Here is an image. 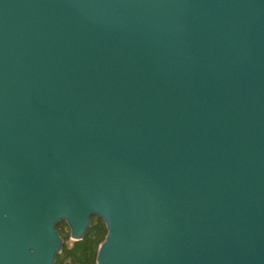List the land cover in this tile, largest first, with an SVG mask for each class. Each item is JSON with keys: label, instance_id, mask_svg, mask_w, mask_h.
I'll use <instances>...</instances> for the list:
<instances>
[{"label": "water", "instance_id": "water-1", "mask_svg": "<svg viewBox=\"0 0 264 264\" xmlns=\"http://www.w3.org/2000/svg\"><path fill=\"white\" fill-rule=\"evenodd\" d=\"M264 264V0H0V264Z\"/></svg>", "mask_w": 264, "mask_h": 264}, {"label": "trees", "instance_id": "trees-1", "mask_svg": "<svg viewBox=\"0 0 264 264\" xmlns=\"http://www.w3.org/2000/svg\"><path fill=\"white\" fill-rule=\"evenodd\" d=\"M65 225L58 227L57 232L61 237ZM107 237L106 228L100 221L92 223L91 230L86 234L82 243L70 245L66 240L62 254L57 258L56 264H96L97 252ZM69 245V246H68Z\"/></svg>", "mask_w": 264, "mask_h": 264}, {"label": "rangeland", "instance_id": "rangeland-1", "mask_svg": "<svg viewBox=\"0 0 264 264\" xmlns=\"http://www.w3.org/2000/svg\"><path fill=\"white\" fill-rule=\"evenodd\" d=\"M93 223H94V225H96V220H94ZM61 238L63 239L64 242H65L66 240H69V241H70V232H69V230H68L67 227L63 230V232H62V234H61ZM71 243H72L71 241L68 242L69 245H70ZM69 245H68V246H69Z\"/></svg>", "mask_w": 264, "mask_h": 264}]
</instances>
